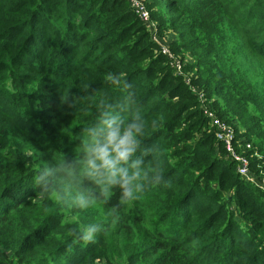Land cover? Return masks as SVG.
Here are the masks:
<instances>
[{"label":"trees","instance_id":"1","mask_svg":"<svg viewBox=\"0 0 264 264\" xmlns=\"http://www.w3.org/2000/svg\"><path fill=\"white\" fill-rule=\"evenodd\" d=\"M144 2L158 38L174 35L179 75L127 0H0V264H264V191L204 113L264 173V0ZM109 72L132 87L105 83ZM129 92L145 119L164 117L137 155L157 149L170 186L122 205L114 189L87 210L40 198L37 171L67 192L57 166L83 157L85 130L105 104L127 109ZM90 223L104 226L95 242L73 243Z\"/></svg>","mask_w":264,"mask_h":264},{"label":"clouds","instance_id":"2","mask_svg":"<svg viewBox=\"0 0 264 264\" xmlns=\"http://www.w3.org/2000/svg\"><path fill=\"white\" fill-rule=\"evenodd\" d=\"M104 80L115 86L123 83L125 88L132 87L127 80H121V74L109 72ZM127 99L128 108L119 111L111 103L105 104L95 125L85 130L83 157L57 166L55 171L62 173L59 180L68 186L67 192L53 183V169L37 171L34 183L40 189V198L54 193L62 207L87 210L105 197L110 200L114 189H119L118 205H122L134 203L150 187L162 183L170 186V181H164V165L157 149H151L152 162H146L143 154L137 155L142 151L147 131L158 129L164 117L158 113L149 121L141 113L142 105L132 107L136 103L135 93L129 92ZM82 180L89 181L90 187L85 188ZM103 230L102 223L80 224L71 230L73 243H94Z\"/></svg>","mask_w":264,"mask_h":264},{"label":"built area","instance_id":"3","mask_svg":"<svg viewBox=\"0 0 264 264\" xmlns=\"http://www.w3.org/2000/svg\"><path fill=\"white\" fill-rule=\"evenodd\" d=\"M131 9L137 16V18L146 26L148 31L150 32L151 39L155 42L158 41L157 39V25L151 19L149 11L145 6L144 0H127ZM162 53L169 59L170 66L174 69L176 74H181L182 72V65L179 59L174 56L167 47H161ZM185 82L189 84V78H185ZM195 92V89H192ZM202 95H199L201 98ZM205 115L211 119L213 127L216 128L215 136L217 140L224 145L225 150L228 152L232 161H234L237 165V173L243 177L245 180L253 183L256 186H259L264 191V175L263 178L259 183L253 180L250 177V170H249V158L246 156V150L250 149V144L245 143L242 146L240 141L236 140V135L231 127L224 124L220 120H218L213 113L209 112L207 109L204 110ZM242 147L241 152H239V148Z\"/></svg>","mask_w":264,"mask_h":264},{"label":"rangeland","instance_id":"4","mask_svg":"<svg viewBox=\"0 0 264 264\" xmlns=\"http://www.w3.org/2000/svg\"><path fill=\"white\" fill-rule=\"evenodd\" d=\"M166 37H165V40H162L161 38H158V36H157V39H158V41H160V43L159 44H161V47H166L167 45H168V43H169V40L170 39H172V38H174V35L172 34V33H169V34H167V35H165ZM153 41V40H152ZM155 42V41H154ZM263 175H264V173H258L257 175H255V170L254 171H252L251 173H250V177H252L253 178V180L254 181H256L257 183H259L260 181H261V179L263 178ZM259 187V186H258ZM262 189V188H261ZM233 206H234V204H232L231 205V209H233ZM127 211H129V212H134V208L133 207H129L128 209H127ZM235 219L237 220V221H240V216L239 215H236L235 216Z\"/></svg>","mask_w":264,"mask_h":264}]
</instances>
